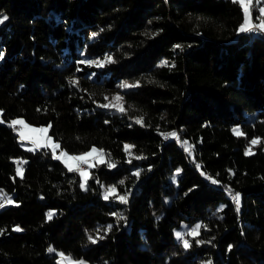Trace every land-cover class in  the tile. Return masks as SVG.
Here are the masks:
<instances>
[{
  "label": "trees",
  "instance_id": "1",
  "mask_svg": "<svg viewBox=\"0 0 264 264\" xmlns=\"http://www.w3.org/2000/svg\"><path fill=\"white\" fill-rule=\"evenodd\" d=\"M0 15L8 17L0 24V188L15 200L0 208V264H58L57 250L90 264H264V33L237 32L238 3L0 0ZM105 54L116 63L78 64ZM122 81H139L120 89L126 112L98 107ZM16 116L47 125L69 152L103 150L106 163L91 168L87 190L50 148L22 145L9 126ZM140 116L144 126L131 119ZM173 131L178 137L165 139ZM101 185L131 190L129 202L104 200ZM229 189L240 193L239 212ZM197 223L206 226L198 238L212 243L185 250L175 232ZM109 224L104 240L88 241Z\"/></svg>",
  "mask_w": 264,
  "mask_h": 264
},
{
  "label": "snow or ice",
  "instance_id": "2",
  "mask_svg": "<svg viewBox=\"0 0 264 264\" xmlns=\"http://www.w3.org/2000/svg\"><path fill=\"white\" fill-rule=\"evenodd\" d=\"M234 3H238L239 6L243 10V22L238 26L237 32L238 33H249V32H259V33H264V6L259 7V16L256 17V20L258 21L257 23L253 22L252 18V8L254 7V0H233ZM256 3H260V0H256ZM197 19H201L198 17ZM8 20L7 16L0 15V24H3L5 21ZM151 23V22H150ZM103 31V29H101ZM99 33L93 32L91 33V38L95 39ZM150 35L155 36L157 33H151ZM174 49H181L182 45L180 44H175L173 45ZM4 54L0 52V59H3ZM116 63L115 59L111 54H105V56L97 59H81L78 61L79 65H86L88 67H95L97 69L104 68L109 64H114ZM161 66H169V67H174V65L169 64L168 61L164 60L161 61ZM77 71H82L81 68L77 67ZM91 79V77H89ZM69 83L72 85H78V80L75 78V76L69 78ZM139 86V81L129 83L127 81H122L119 84V88L121 89H133ZM106 103L99 104L98 107L103 108V109H114L117 112L123 114L126 112V108L123 104V96L120 94H116L109 98L108 96L104 97ZM131 119H134L136 124H139L141 126H144V118L142 116L140 117H132ZM3 121H0L2 123ZM20 125L22 129H25L27 131L21 130L19 132V137L21 141H29L31 143V147L28 148L27 150L32 152L36 151L39 149H48L50 148L52 150V158L55 160H62L64 163L65 167L69 172H78L80 175V182H79V187L82 190H87V185L88 181L90 179L89 175V168L96 167L98 164H104L106 163L105 161V153L101 149H97L96 147H92L90 151L82 153L80 155H69L66 151H60L59 155H57V149H60V144L55 142L52 137L48 135V128L46 127H41V128H32L30 125L26 124L24 120L22 119H13L10 121L9 126L15 131L16 126ZM233 133L242 136L244 133L240 130L239 126H236L232 129ZM34 133H39L41 135H31ZM165 136V139L168 137H178L177 132H169L166 134H163ZM185 148L184 151L187 152L189 155H191L193 151V146L189 144L187 141H183ZM258 143V138L253 139L251 141L252 145H256ZM134 146L130 144H125L124 145V151L125 153L131 157L132 156V148ZM252 149L249 147L245 151V155H252ZM89 157H94L96 160V163H93L92 160L89 159ZM144 157L142 156H136L135 159H143ZM75 162V163H71ZM132 160L129 159L128 163H131ZM26 163L25 161L18 162L17 168H16V176L18 177H23L24 174V168L22 165ZM82 165H87V168L82 167ZM107 166L109 168H114L116 167L115 163L108 162ZM196 167L199 169L200 165L197 164ZM181 169H176L175 174L171 177L173 182H176L178 175L180 174ZM132 175L138 180L141 176V170L137 169L135 172L132 173ZM201 175H204V173H201ZM208 180L211 181L213 184L219 183L218 180L213 179L211 176L207 177ZM120 183H123L121 181ZM101 187L104 188V191L102 193L103 199L104 200H110V199H115L119 201L121 204H127L129 202L128 196L131 190H128L123 195H120L117 192V186L116 185H109V186H103ZM195 187V186H194ZM189 191H192V189H189ZM231 194V198L235 204L237 212L240 211V203H241V196L239 192L231 193V190H228ZM15 201L12 199V197L3 194L0 192V208H4L7 205H13ZM56 215V213L52 210L46 213V218L47 220H52L53 217ZM112 216H115L117 218V223L122 220H126V217H124L121 213H111ZM206 226L200 223H197L195 226H192L187 229L186 232L182 231H176L175 236L179 243L181 244L182 248L187 250L193 246V242L196 245H203V244H209L212 243L211 240H203L199 239L198 237L201 234V229L205 228ZM113 229V225L109 224L106 227L103 228L102 232L100 229H97L96 235H88L87 239L91 244H96L98 241H102L105 239L106 235L111 232ZM3 230H0L2 232ZM14 231H22V229L17 226L14 228ZM191 238V239H189ZM214 239V238H213ZM229 249L232 248V245L228 246ZM49 253H54L55 250L52 247H49L47 250ZM59 257L61 258L58 264H64L65 260L69 261V264H87L86 261L79 260H71L69 257L65 256L64 253L60 252L58 253ZM203 264H212L211 260L204 261Z\"/></svg>",
  "mask_w": 264,
  "mask_h": 264
},
{
  "label": "rangeland",
  "instance_id": "3",
  "mask_svg": "<svg viewBox=\"0 0 264 264\" xmlns=\"http://www.w3.org/2000/svg\"><path fill=\"white\" fill-rule=\"evenodd\" d=\"M254 5H256V8H257L258 11H259V7L264 6V0H260V3H256V0H254ZM257 16H259V14H258ZM252 18H253V16H252ZM242 22H243V21H242ZM253 22H254V23H257L258 21L256 20V18H253ZM127 82H128V81H127ZM129 83H130V82H129ZM120 89H121V88H119V87H118V88L111 89V90H109V91L105 94V96H108L109 98H111L112 96H114V95H116V94H120V95H121V93H120ZM106 102H107V101H105V99H104L103 103H106ZM2 119H3V117H2V115H1V111H0V120H2ZM13 119H22V120H24V118L21 117V116H16V117H14ZM24 121H25V120H24ZM25 123L28 124V125H30L32 128H41V127H46V128H48V126L45 125V124L36 125V124L29 123V122H27V121H25ZM21 130L27 131V130H25V129H22V127H21L20 125H17V126H16V130H15V132L17 133L19 139H20V137H19V132H20ZM31 135H41V134H39V133H34V134H31ZM48 135H49L50 137H52V135H50L49 133H48ZM52 139H53L55 142L58 143V141L55 140L53 137H52ZM21 143H22V145L25 146V147H31V146H32L31 143H30L29 141H27V140H25V141H21ZM92 147H96L97 149H101V148L98 147V146L92 145L91 147H89V148L86 149V150H83V151H81V152H77V153H73V152H69V151H67V150H66L65 148H63V147H60V149H57V155H59L60 151H66L69 155H80V154H82V153H85V152L90 151V149H91ZM101 150H102V149H101ZM104 158L106 159V156H105ZM89 159L92 160L93 163H96V160L94 159V157H89ZM61 161H62V160H61ZM71 163H75V162H71ZM82 167L87 168V165H82ZM90 170H91V168L88 169L89 173H90ZM0 192H2V193L5 194V195H8V196L12 197V194H11V193H7V192H5L2 188H0ZM12 199H13V197H12ZM13 200H14V199H13ZM14 201H15V200H14ZM60 252H62V251L57 250V254L60 253ZM62 253H63V252H62ZM64 254H65V253H64ZM65 256L69 257L71 260H75V261L83 260V261H86L87 264H90L87 260H85V259H83V258H72V257H70V256L67 255V254H65ZM60 259H61V258H60L59 255H58V258H57L58 262L60 261ZM64 264H69V261H68V260H65V261H64Z\"/></svg>",
  "mask_w": 264,
  "mask_h": 264
}]
</instances>
